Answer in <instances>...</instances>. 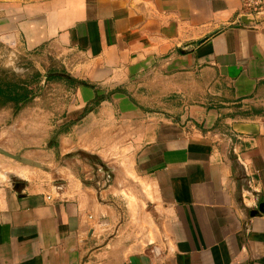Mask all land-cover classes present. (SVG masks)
I'll return each instance as SVG.
<instances>
[{"label":"crops","instance_id":"crops-1","mask_svg":"<svg viewBox=\"0 0 264 264\" xmlns=\"http://www.w3.org/2000/svg\"><path fill=\"white\" fill-rule=\"evenodd\" d=\"M240 8L241 0H0V40L56 47L69 75L93 84L74 87L63 118L79 120L99 153L104 135L124 134L116 180L129 199L127 178L137 184L157 215L134 213L135 236L115 235L107 246L120 250L107 255L97 247L121 223L99 201L105 190L62 165L49 184L3 180L0 264H264V15L253 21ZM153 72L172 80L174 112L143 110L117 92L82 115L104 88Z\"/></svg>","mask_w":264,"mask_h":264},{"label":"rangeland","instance_id":"rangeland-1","mask_svg":"<svg viewBox=\"0 0 264 264\" xmlns=\"http://www.w3.org/2000/svg\"><path fill=\"white\" fill-rule=\"evenodd\" d=\"M60 54L56 47L27 51L21 42L10 45L0 40V70L8 69L27 79H30L29 76L37 70L43 75L40 78L39 94L17 113L14 114L11 107L0 109V146L12 153L38 160L44 166L38 168L27 165L0 153V181L8 179L34 185L49 184L52 177L61 175L57 171L62 165L74 170L90 187L98 191L105 190V197L99 198V201L109 205L114 210L117 221L121 223V225L118 223L119 232L114 231L113 235L109 234L107 237L105 235V240L97 247L99 252L107 251V255H110L117 252V249L120 250L117 243L113 245L110 243L109 247L107 246L110 241L113 242L112 239L117 238L115 235L119 234L120 238H127V231L132 237L135 236L139 222L136 215L135 218L133 217L134 213L141 210L145 214V220L148 219L147 212L153 217L157 215L154 214V205L145 198V194H139L137 184L127 178L126 183L134 187V192H129L132 199H129L124 192L125 186L116 180L121 170L120 164L127 153L125 151L127 138L124 134L116 132L117 135L114 133L104 135L100 139V144L105 146L101 147L103 150L99 153L95 145L87 144L90 139L89 131L81 136L74 127L79 120L69 124L70 121L63 118L74 96L75 86L63 79L45 81L44 76L49 70L69 75ZM160 75L159 72L141 75L131 83L104 88L100 95L112 97L113 94L121 92L129 94L135 104L143 110L162 109L165 112H174L178 105L176 96L172 95V80L160 78ZM116 88L124 91H113ZM67 123L68 129L62 131L63 125ZM115 123L109 120L106 125L118 131L117 128L120 129L122 124H117L116 128ZM63 139L68 142V148H62ZM80 162L87 164L82 165Z\"/></svg>","mask_w":264,"mask_h":264},{"label":"trees","instance_id":"trees-1","mask_svg":"<svg viewBox=\"0 0 264 264\" xmlns=\"http://www.w3.org/2000/svg\"><path fill=\"white\" fill-rule=\"evenodd\" d=\"M42 76L43 75L37 70L34 71L31 76H29L30 79H27V77L25 78L14 71H10L8 69H1L0 70V109L4 107H11L14 111V114L17 113L25 104L33 100L34 97L39 94V90L41 87V85L39 86V84L41 81L40 78H42ZM44 76H45V81L63 79L74 86L78 84L93 86V84L87 81L84 80L79 81L69 75H63L62 73L55 70H49ZM113 91H124V90L121 88H116ZM105 98L106 97H104V95L97 94L94 100L84 108L82 115L93 110L94 106ZM76 120L77 119L71 120L69 124L74 123ZM66 125H63L64 129L62 131L68 129L69 127L68 123Z\"/></svg>","mask_w":264,"mask_h":264},{"label":"built area","instance_id":"built-area-1","mask_svg":"<svg viewBox=\"0 0 264 264\" xmlns=\"http://www.w3.org/2000/svg\"><path fill=\"white\" fill-rule=\"evenodd\" d=\"M239 14L241 16L251 17L252 20L255 21V17L264 15V0H241ZM225 137L229 141L231 152L236 156L239 163L244 165V162H241L240 160L241 149L240 145L236 144V135L232 131H228L226 132Z\"/></svg>","mask_w":264,"mask_h":264},{"label":"water","instance_id":"water-1","mask_svg":"<svg viewBox=\"0 0 264 264\" xmlns=\"http://www.w3.org/2000/svg\"><path fill=\"white\" fill-rule=\"evenodd\" d=\"M0 153L4 154L10 158H13V159H15L21 163L31 165V166H35L38 168H44L43 164L40 161L26 157L22 154L12 153V152L8 151L7 149L3 148L2 146H0ZM259 208H260V210H264V203H261Z\"/></svg>","mask_w":264,"mask_h":264}]
</instances>
